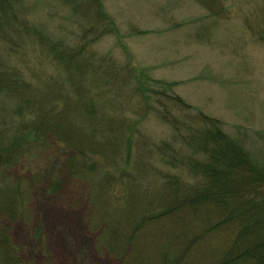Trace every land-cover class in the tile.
I'll use <instances>...</instances> for the list:
<instances>
[{
	"label": "rangeland",
	"instance_id": "obj_1",
	"mask_svg": "<svg viewBox=\"0 0 264 264\" xmlns=\"http://www.w3.org/2000/svg\"><path fill=\"white\" fill-rule=\"evenodd\" d=\"M11 2V22L0 20V76H12L11 90L31 92L32 84L38 91L55 87L61 97L73 94L77 84L40 44L61 41L85 49L90 67L83 90L96 96L94 105L106 116L129 127L110 167L97 157L95 170L82 168L79 178L67 165L73 153L54 142L52 150L23 157L11 169L0 163V195L10 187L16 202L0 213V264H161L154 250L164 239L174 241L183 223L163 224L160 207L144 209L162 201L174 177L189 186L195 180L186 167L163 159L164 144L181 147L180 135L163 120L173 117L156 98L166 95L163 103L177 119L201 113L219 120L264 166V0H74L73 7L63 0ZM107 93L113 96L106 99ZM175 97L189 110L172 104ZM18 105L0 95V136L8 135L9 149L19 144L14 129L33 118L31 109L19 112ZM80 127L88 131L87 122ZM106 174L111 180L100 184ZM112 193L120 199L113 201ZM126 207L132 209L127 217ZM143 211L151 218L144 231L149 238L135 230ZM130 237L134 242L121 248ZM219 241L209 240L212 251Z\"/></svg>",
	"mask_w": 264,
	"mask_h": 264
},
{
	"label": "trees",
	"instance_id": "obj_2",
	"mask_svg": "<svg viewBox=\"0 0 264 264\" xmlns=\"http://www.w3.org/2000/svg\"><path fill=\"white\" fill-rule=\"evenodd\" d=\"M63 2L66 6L73 7L74 0ZM11 3V0H0V20L11 22L10 14L6 12L10 10ZM101 17L105 18L103 14ZM2 28L3 26L0 27ZM26 29L28 28L21 30L25 33ZM40 44L63 65L70 84L77 86L73 94L67 92L61 97L58 92H54L55 87L52 88L53 91H38L31 84V92L22 88L11 90L8 82L12 76H0V95L9 96L21 104L18 105L19 112H22L23 108L31 109L33 116L31 122L25 123L27 126L23 123L14 129H18L16 137L19 143L15 144L17 147L14 149L6 146L8 135L0 136L2 167L11 169L23 157L52 150L55 147L53 142L62 150L73 153L67 165L77 178L83 174L84 168L95 170L98 158L100 164L110 167L108 164L112 155L118 151L119 142L126 136L129 126L106 116L105 110L94 105L96 96L83 90L82 83L86 79L84 73L90 67L84 63L85 49L68 47L61 41L45 40ZM106 74L110 73L106 71L102 75ZM109 96L113 95L107 93L106 99ZM165 96L158 95L156 101L173 117L169 120V117L163 115V120H167L172 129L180 135L178 141L181 147L164 144L161 150L163 159L168 165L176 167L177 162L186 167L195 181L193 186H189L177 179L179 177H174L177 181L173 180L165 187L162 201L159 204L151 201L146 205V213L159 207L162 209L158 218L162 216L161 219H166L161 221L163 224L183 223L181 232L175 236L174 241L164 239L154 250L157 255L154 258L161 259V264H264V166H257L253 162L242 143L224 132L219 120L201 113L191 114L190 118L185 117L184 120L177 119L172 111L167 109V103H163L164 98L167 99ZM172 104L180 111H188L190 108L177 97L173 98ZM69 118H74V121ZM85 122L88 123V131L80 127V123ZM82 131H87L86 135H83ZM25 137H31L33 140H26ZM28 146H31V151ZM35 146L38 147L33 150ZM182 149L191 153L182 154ZM110 180V175L106 174L99 183L106 184ZM100 184L96 189L102 192ZM102 189L106 191L104 187ZM11 190L13 189L6 187L0 195V213H8V209L16 203L15 193H9ZM111 198L116 202L120 196L112 193ZM133 199L136 201L134 195ZM125 210L127 217L132 209L126 207L123 211ZM146 213L143 211L139 214L135 227V230L143 233L138 235L140 238H149L144 231L146 221L151 218L147 217ZM167 231L168 228L165 232ZM113 235L116 236V233ZM215 236L219 237L220 246L216 244L212 251V242L209 243V240ZM134 240L128 238L121 248L130 245ZM132 245L136 247L135 243Z\"/></svg>",
	"mask_w": 264,
	"mask_h": 264
}]
</instances>
